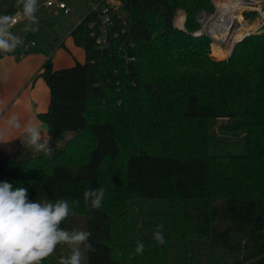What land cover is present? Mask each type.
<instances>
[{"label":"trees","instance_id":"trees-1","mask_svg":"<svg viewBox=\"0 0 264 264\" xmlns=\"http://www.w3.org/2000/svg\"><path fill=\"white\" fill-rule=\"evenodd\" d=\"M4 4L3 15L19 10L16 0H0ZM214 8V0H121L115 16L128 25L134 60L112 45L96 46L89 11L70 33L85 60L59 69L46 63L37 73L50 89L49 107L38 117L52 139L63 142L49 155L27 154L22 142L12 153L0 149V181L27 188L31 201L79 205L95 248L85 249L86 264H264V188L243 183L247 193L223 195L211 183L206 151L185 153L172 144L173 150L161 151L150 143L165 131L194 144L193 131L202 132L197 125H189V138L178 126L217 118L236 121L231 129L243 127L247 143L251 136L264 139V30L247 34L230 57L216 59L211 37L195 34L199 17ZM180 10L185 28L176 26ZM143 125L147 129H139ZM143 131L153 135L147 139ZM98 187L105 189L102 206L91 209L84 191ZM143 200L181 203L177 211L141 214L136 204ZM139 217L144 236L131 230ZM161 224L164 238L192 235L207 255H116L119 243L137 237L156 244L153 232Z\"/></svg>","mask_w":264,"mask_h":264},{"label":"rangeland","instance_id":"rangeland-1","mask_svg":"<svg viewBox=\"0 0 264 264\" xmlns=\"http://www.w3.org/2000/svg\"><path fill=\"white\" fill-rule=\"evenodd\" d=\"M47 1V0H46ZM68 7L70 8V13H65L63 9L57 6H51L46 11L40 9L38 11V17L43 19L44 17L55 23L56 31L51 29V27H46L47 33L51 35H56V32L62 37H66L70 31L76 26V21L81 20L91 8V4L98 2L99 0H65ZM225 0H214L217 3H223ZM91 3V4H90ZM220 5V4H219ZM253 6L258 7L259 5L254 4ZM263 14H261L256 9H251V7L245 8L242 11V21L239 19L235 24H232L231 27L233 34L236 33L237 41L235 45L249 33L259 32L264 30V3L261 5ZM216 7L212 13H205L204 22H202V31L205 34L209 32V26L218 13H215ZM243 10V9H242ZM216 15V16H215ZM180 20V18H179ZM183 24V23H182ZM250 24L248 32L238 31L242 25ZM203 25L205 28L203 30ZM23 27V26H22ZM231 29V28H230ZM207 31V32H206ZM42 34V33H41ZM196 34V33H195ZM210 34V33H208ZM232 34V35H233ZM198 35V34H197ZM231 40V39H230ZM214 42L211 43V55L216 59H226L231 56L235 45L233 44L232 49H229L225 46L222 50L227 53L224 56H217L214 54ZM171 123L173 121H170ZM190 124H195L198 127L199 131L204 133H196L193 131L194 144L190 142H179L175 139V134H167V132H159L162 137L151 139L150 143L155 148L154 150L162 149H171L168 147L170 144L177 146V149H183V152L189 153L191 151H206L209 158L212 161V177L211 183L216 184L214 188L219 193L223 195H230L231 193L244 194L247 193L246 187L243 188V183L249 184L248 187H251L252 184L258 185L257 189L264 188V139L261 141L254 140V137L251 136L249 143L243 137L244 128L240 127L238 130L231 129L232 127H238V123L231 118H217L214 120L195 122V121H184L178 126V131H185L189 138V132L191 131ZM190 125V126H189ZM188 127V128H185ZM141 130L147 129V126L143 125ZM194 130V129H193ZM197 130V129H195ZM148 131V130H147ZM173 132V131H172ZM174 133V132H173ZM72 133H69L64 140L70 138ZM155 134V133H154ZM164 134V135H162ZM152 133L145 134L143 131L142 136H146L147 139L150 138ZM24 140V138H23ZM23 140L21 142H23ZM63 140L51 139L49 142L50 148L52 146L61 145ZM22 149L26 151L27 154L36 155L41 152H37L34 149L25 147L21 143ZM122 156H120L115 162V167L117 170H120L122 167ZM106 170V169H105ZM263 190V189H262ZM44 202V201H41ZM181 202L168 203L165 201H151L143 200L142 202L137 203L138 212L141 214L154 213V211L160 212L164 209L168 211H177L175 206ZM73 214H71L61 225V227L66 230H83L84 231V220L82 209L79 205L73 207ZM141 208V209H140ZM143 212V213H142ZM148 218V217H147ZM137 222L134 226L131 227V230L137 234V236H144L147 230L142 226L140 217L137 219ZM181 231L184 232V228H181ZM173 235V234H172ZM165 238V243L163 245L153 244L142 240L140 237H137L133 242L130 243H119L116 255H136V241L141 240L145 245V250L142 255H207L208 252L202 251L200 239L184 234L180 236H172ZM168 236V234H167ZM193 239V243L191 241ZM86 248L81 245L82 252V262L81 264H86ZM70 253V249L67 245H58L55 252L42 261V264H58L59 259L62 256H67ZM141 255V254H137Z\"/></svg>","mask_w":264,"mask_h":264},{"label":"clouds","instance_id":"clouds-1","mask_svg":"<svg viewBox=\"0 0 264 264\" xmlns=\"http://www.w3.org/2000/svg\"><path fill=\"white\" fill-rule=\"evenodd\" d=\"M15 7L20 9L19 15L26 21L24 31L38 30L39 18L36 13L39 0H16ZM16 18L10 15H0V53H10L23 44V40L12 31ZM21 124L16 115L6 121V130L20 129ZM50 127L44 121H29L24 125L25 147L49 155L52 148L49 142ZM5 131L0 130V135ZM105 196L102 187L89 188L84 191V202L91 209H99ZM73 214V209L67 199L52 201H31L28 189L14 187L8 181H0V264H42L51 256L58 245H67L70 253L62 256L58 264H81L83 256L81 245L87 251L95 252L88 243L91 233L61 227L62 223ZM163 225L156 226L153 239L159 245L165 243ZM145 245L136 241V254H143Z\"/></svg>","mask_w":264,"mask_h":264},{"label":"crops","instance_id":"crops-1","mask_svg":"<svg viewBox=\"0 0 264 264\" xmlns=\"http://www.w3.org/2000/svg\"><path fill=\"white\" fill-rule=\"evenodd\" d=\"M8 8L7 4L0 7V15H3V11ZM49 8L44 0L39 5L38 11L40 9L46 11ZM20 11L19 9L17 12ZM180 12L184 13L183 25H185L186 14L182 10L178 13ZM81 20L78 19L76 25ZM25 24L26 21L21 19L18 24L12 26L11 31L21 38L23 43L34 40L35 45L32 50L19 55L20 45L15 51L0 55V130L5 131L4 135H0V149L8 153L15 152L20 147L24 138V125L29 121H41L38 114L47 111L49 107V86L37 73L46 63L52 65L54 69H59L72 66L77 60L83 62L86 58L85 50L70 36L74 28L66 37H62L57 32L55 36L47 33L46 27L49 26L54 31L56 27L53 21L45 17L39 18L38 30L35 32L24 31ZM12 115L19 118L21 128L7 131L6 121Z\"/></svg>","mask_w":264,"mask_h":264},{"label":"built area","instance_id":"built-area-1","mask_svg":"<svg viewBox=\"0 0 264 264\" xmlns=\"http://www.w3.org/2000/svg\"><path fill=\"white\" fill-rule=\"evenodd\" d=\"M264 1L257 2L256 0H243V9L251 7V9L258 10L263 14L262 6L256 7L254 4L262 5ZM91 4V3H90ZM121 4V0H99L91 4L89 11L92 13V20L89 22V28L91 29V35L95 38L96 46L104 49L108 46H114L119 54L126 57L128 60H134L135 57H128V51L130 48L134 47L133 42H127L128 35V25L125 20L118 21L115 16V12L118 10ZM46 6H57L64 10L65 13H70V8L68 7L66 1L64 0H47ZM215 13H219L218 3L215 2ZM20 12H17L13 17L16 18V24L21 21ZM218 16V14H217ZM216 16V17H217ZM205 16L202 15L199 17L200 22H204ZM176 19V18H175ZM176 24V22H175ZM184 24V22H183ZM178 25V24H176ZM180 28H185V25H178ZM205 25H203V30ZM207 32V31H206ZM203 33L201 30L197 31L196 34ZM205 33V32H204ZM210 33L207 32L206 34ZM209 35V34H208ZM125 36L126 41L124 42L123 37ZM35 45L34 40L24 42L18 51L19 55H23L32 50Z\"/></svg>","mask_w":264,"mask_h":264},{"label":"bare ground","instance_id":"bare-ground-1","mask_svg":"<svg viewBox=\"0 0 264 264\" xmlns=\"http://www.w3.org/2000/svg\"><path fill=\"white\" fill-rule=\"evenodd\" d=\"M256 1L262 2L264 0H256ZM242 3H243V0H229L223 6L218 5L219 7L218 16L216 17V19H214V21L210 23V26H209L210 34L214 38L219 39V40H227L229 36L233 34V32L231 31L233 30L231 25L235 24L238 19L242 21L241 13L242 11H244L243 9L244 6ZM260 6L261 5H259L258 7L260 8ZM183 22H184V13L180 12L177 15V23L182 26ZM249 28H250V24L242 25V27L238 31L248 32ZM237 38L238 37L235 33L231 36V40H228L230 41L227 44V48L229 49L228 51L232 49V46L237 41ZM213 46H214L213 49H215L214 50L215 55L224 56L227 53L226 51L222 50L223 47H221L219 44L214 43Z\"/></svg>","mask_w":264,"mask_h":264},{"label":"water","instance_id":"water-1","mask_svg":"<svg viewBox=\"0 0 264 264\" xmlns=\"http://www.w3.org/2000/svg\"><path fill=\"white\" fill-rule=\"evenodd\" d=\"M202 15H205V16H207V14H202ZM201 15V16H202ZM209 36L211 37V39H212V42H214V43H216V44H220L221 46H225V47H227V44L230 42V41H228V40H230L231 39V36L232 35H230L229 36V38L227 39V40H219V39H216V38H214L211 34H209ZM246 36V35H245ZM244 36V37H245ZM243 37V38H244ZM235 45V44H234ZM234 47V46H233ZM48 124V123H47ZM49 126V125H48ZM50 132V131H49Z\"/></svg>","mask_w":264,"mask_h":264}]
</instances>
